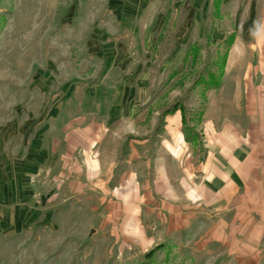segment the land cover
Listing matches in <instances>:
<instances>
[{"label":"rangeland","instance_id":"rangeland-1","mask_svg":"<svg viewBox=\"0 0 264 264\" xmlns=\"http://www.w3.org/2000/svg\"><path fill=\"white\" fill-rule=\"evenodd\" d=\"M193 3L201 23L182 26ZM243 35L264 65V0H0V264H264V148L217 217L193 176L214 155L206 93L220 84L206 83ZM150 86L156 106L132 117ZM121 88L132 118L116 138ZM173 106L201 136L183 149L163 126ZM242 116L212 128L229 147L237 124L264 144Z\"/></svg>","mask_w":264,"mask_h":264},{"label":"crops","instance_id":"crops-1","mask_svg":"<svg viewBox=\"0 0 264 264\" xmlns=\"http://www.w3.org/2000/svg\"><path fill=\"white\" fill-rule=\"evenodd\" d=\"M198 8L199 5L197 3H193L191 8L187 9L190 14H188L184 19L186 22H183L182 26L200 25V18L199 16H196ZM135 12L139 13V11ZM157 19L158 18L156 17L152 19V21L154 23L158 22ZM244 38L245 37L243 35L238 37V40L234 42L232 52L227 60V67L224 69L225 72L220 83V87L212 88L209 90V93H206V99L208 101L206 126L210 130L209 132H211L210 137L213 139L210 141L211 143L209 147L210 152L214 155L212 160L210 159L209 161L204 162L205 164L202 165L200 172L197 175L193 174L194 177L201 179V185L198 187L199 193L201 194L197 192L199 194L198 197L201 198L204 192L212 193L214 195V197L211 196V200H209L210 204H208V206L213 208L214 211L212 213L216 217L218 214L217 211H223L226 207H228V205H230V196L229 193H226V187L229 182L233 184L234 187L238 188L237 180L240 178L244 181H250V175H253L252 168L256 169L259 166L258 155L257 153L253 154L252 151H256L262 147L264 148V144L257 142L252 143L249 142V139H247V142L241 141L243 139L242 135L245 133V131L241 130V124H237L235 128V132L239 135L241 134L239 142L231 147H229L228 144H225L226 141H228L227 136L231 135V131L225 130L227 129L226 127L220 128L219 130L212 128L218 119H225L224 116L227 113H231L232 116H239L238 120L243 118L242 113H244L245 116H247V119H249L248 121H250L249 123L252 128H255V126L260 127L261 125L264 127V79L258 76L259 73H263L264 65H261V55L258 54L257 48L253 50V52L249 54L247 53ZM242 59L243 66L236 65L238 60ZM139 88L142 89L141 92L144 96L139 98V103L134 102L132 104L136 109L133 116L130 115L132 117L141 116L144 114L145 110L148 111L149 107H155V100L152 99V101L148 103L147 100L150 99L151 94L154 95L158 93L160 89L157 86ZM126 91L128 90L126 89ZM126 91L124 88L120 89L118 97L114 100V105L109 108L107 114V128H115L118 124H120L122 128L123 124V130L118 131V133L115 131L112 132V135L116 138L124 137L128 132L125 129L128 122L127 118L129 116L126 115V111L128 109L127 107H129L131 103H127L126 101V95L129 94V92L127 94ZM147 94H149L148 97ZM155 98L159 97L156 96ZM114 111H117L116 115H113ZM130 116L129 118H132ZM163 126L165 127L168 135L172 137V140H170L169 143L174 147L183 149L182 146L185 144V141H189L193 144V140L201 138L198 133H195L197 134L195 137L192 138V136H190L186 139V133L183 132V117L180 107H178V109L174 112L168 113L164 116ZM247 132V135L251 133L256 135L257 132L264 133V128H260L259 130L249 129ZM215 136L217 137L216 139H214ZM225 151H229V153H231L230 157L238 160V165L241 170H237L236 166L226 159L224 156ZM32 156L33 154L30 152V157L35 158ZM35 160L38 163V161L41 160V157L35 158ZM190 176H192V174ZM236 193L237 192L235 191V195H237ZM241 206L243 205L237 203V209L235 210L239 212ZM246 210L247 209H245L243 213ZM236 220L237 219H235L233 223H236ZM253 221H255V223L257 222L254 219ZM243 222L245 223L244 219L239 221V223H237L238 227H240V224Z\"/></svg>","mask_w":264,"mask_h":264},{"label":"trees","instance_id":"trees-1","mask_svg":"<svg viewBox=\"0 0 264 264\" xmlns=\"http://www.w3.org/2000/svg\"><path fill=\"white\" fill-rule=\"evenodd\" d=\"M227 40L229 41V43H232V42H233L231 36L228 37ZM219 84H220V81H218V80H217V81L214 80V79H213V76L211 75V76H209V83H206V86H207V87H208V86L219 87ZM176 108H177L176 106H173V108H171V109H167V110L165 111V113L173 112ZM182 117H183V116H182ZM184 119H185V118L183 117V121H184ZM185 133H186V139H188V138L190 137V134L192 135L191 131L188 130V129H185ZM196 135H197V134H196Z\"/></svg>","mask_w":264,"mask_h":264},{"label":"bare ground","instance_id":"bare-ground-1","mask_svg":"<svg viewBox=\"0 0 264 264\" xmlns=\"http://www.w3.org/2000/svg\"><path fill=\"white\" fill-rule=\"evenodd\" d=\"M235 46H237V45H235ZM236 49V48H235Z\"/></svg>","mask_w":264,"mask_h":264}]
</instances>
